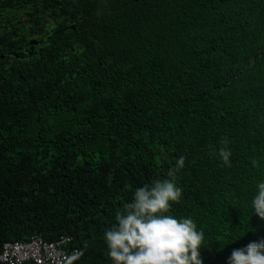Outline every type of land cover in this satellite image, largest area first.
Instances as JSON below:
<instances>
[{
    "label": "trees",
    "instance_id": "16d2710c",
    "mask_svg": "<svg viewBox=\"0 0 264 264\" xmlns=\"http://www.w3.org/2000/svg\"><path fill=\"white\" fill-rule=\"evenodd\" d=\"M181 156L204 264L264 239V0H0V255L111 264L115 213Z\"/></svg>",
    "mask_w": 264,
    "mask_h": 264
},
{
    "label": "clouds",
    "instance_id": "9594fccd",
    "mask_svg": "<svg viewBox=\"0 0 264 264\" xmlns=\"http://www.w3.org/2000/svg\"><path fill=\"white\" fill-rule=\"evenodd\" d=\"M219 154L225 164L230 163V151L221 149ZM184 163L181 156L168 170V179L135 189L131 201L115 213L113 223L103 233L111 264H204L203 230H198L191 217L171 214L183 193L172 178ZM251 209L254 216L264 220V181L255 186ZM83 255V251L73 252L62 264H76ZM226 264H264V239L233 249Z\"/></svg>",
    "mask_w": 264,
    "mask_h": 264
},
{
    "label": "built area",
    "instance_id": "2783aa9c",
    "mask_svg": "<svg viewBox=\"0 0 264 264\" xmlns=\"http://www.w3.org/2000/svg\"><path fill=\"white\" fill-rule=\"evenodd\" d=\"M69 239H62L53 244H45L38 238L28 243L6 244L0 255V264H62L69 254Z\"/></svg>",
    "mask_w": 264,
    "mask_h": 264
}]
</instances>
